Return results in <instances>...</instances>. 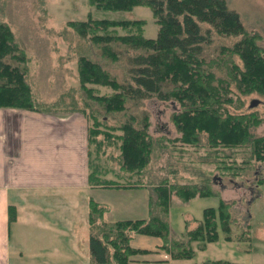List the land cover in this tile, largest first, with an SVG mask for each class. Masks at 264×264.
Segmentation results:
<instances>
[{"label": "trees", "instance_id": "16d2710c", "mask_svg": "<svg viewBox=\"0 0 264 264\" xmlns=\"http://www.w3.org/2000/svg\"><path fill=\"white\" fill-rule=\"evenodd\" d=\"M89 2L105 11L146 5L158 24L157 34L154 38L144 37L143 19L88 16L85 20L70 21L68 24L80 38L89 40L93 52L82 54L77 60V86L69 87L51 103H39L27 79L29 61L10 26L0 18V107L81 112L88 121V183L116 189L154 188L156 195L149 199L152 212L148 219L105 220L106 206L89 200L87 246L96 264L143 262L138 258L153 253H166L172 259L192 258L191 242L202 249L217 240L216 216L224 239H232L231 203L221 198L215 208L203 210L201 221L193 228L185 226L186 240L170 239L169 194L174 192L186 200L217 192L199 184L175 181V168L167 169L157 183L137 184L134 174L152 178L150 164L156 147L168 148L169 143L180 142L197 148L202 137L207 148L222 152L215 165L221 178L241 177L254 163L264 162V135L251 132V128L264 121V116L253 110L239 111L244 100L235 96L231 88L243 96L257 93L264 97V48L258 43L260 33L246 28L226 0ZM117 29L124 33L119 34ZM220 39L230 42L226 44ZM119 60L124 65L122 79L107 67L109 62L115 64ZM100 88L110 91L100 93ZM150 98L178 104L169 117L177 137L168 139L151 133L149 113L143 108V101ZM131 107L139 114L128 112ZM223 150L228 152L223 154ZM106 158L110 164L103 162ZM122 178L129 181H119ZM255 184H264V175ZM9 209L12 221L15 210ZM140 236L156 237L161 242L153 248L132 245V239ZM235 239L244 240L237 236Z\"/></svg>", "mask_w": 264, "mask_h": 264}, {"label": "rangeland", "instance_id": "374dc122", "mask_svg": "<svg viewBox=\"0 0 264 264\" xmlns=\"http://www.w3.org/2000/svg\"><path fill=\"white\" fill-rule=\"evenodd\" d=\"M43 2L41 3V0H0V18L10 26L14 32L15 41L29 61L27 79L32 86L34 98L39 103H44V101L51 103L61 92L67 91L69 86H76L78 84L76 78L77 55L81 52L86 54L90 52L85 45L88 44L87 41H82L83 47L80 45L75 47L77 34L74 27L67 25L69 21H81L86 19L87 15L97 19H143L144 37L154 38L157 34L158 24L154 21L151 9L146 5H136L131 10L104 11L91 6L89 0H44ZM226 3L230 9L238 13L241 23L246 28L257 30L260 33L261 38L258 43L264 48V0H226ZM117 32L121 34L124 33V30L117 29ZM220 41L228 44L230 39H220ZM107 67L118 79L123 78L124 65L122 61L119 60L115 64L109 62ZM231 88L235 96L239 95L244 100V106L239 111L253 110L260 116H264V97L262 95L251 93L243 96L233 86ZM98 90L100 93L110 91L108 88ZM252 101L254 104H251ZM143 108L150 114L152 124L150 130L153 135L162 134L163 138L168 139L177 137L178 133L169 119L171 113L178 109L176 102H164L150 98L143 101ZM128 112L139 114L132 107ZM251 132L254 135H264V121L251 128ZM169 145L168 148H155L149 172L152 178L146 179L143 174L135 173L134 178L137 184L147 181L157 183L166 174L167 169L175 168L178 176L175 181L178 180L187 185L199 184L198 186H204L217 192V194L212 193L207 196L196 195L186 200L174 192L170 193L167 215L170 239L186 240L185 226L189 229L193 228L198 221H201L203 210L207 207L215 208L219 199H223L225 195L228 199L235 198L231 202L230 222V235L235 242V250L239 249L241 254L244 249L247 250V253L255 252L258 249L263 251L264 184L255 186V183L259 177L264 175V162L254 163L252 168L248 169L241 177L232 179L236 181L234 183L229 182L225 177L221 178L215 165L222 152L220 150L214 152L207 148L205 137L201 138L197 148L180 142L169 143ZM227 152L228 150H223V154ZM239 160L240 158H238ZM103 162L110 164L108 158ZM112 165L117 167L116 163H112ZM214 173L217 174L214 175ZM170 175L169 178L172 179ZM212 175L215 177L209 181V177ZM110 176L106 177L110 178ZM119 181L127 182L129 179L122 178ZM237 185L244 188L241 195L235 188L231 189ZM222 186L224 187L222 188ZM219 187L221 189H218ZM108 189L110 188L104 187V191H99L101 198L107 195L106 193L113 191ZM139 189L145 190L144 193L128 195L130 191H113L110 199L112 201L122 200L123 205L119 207V212L122 214L115 215L114 207L116 205L114 204L111 206L112 211L105 213L104 219L111 221L117 216H139V218L148 219L152 207L147 205V200L152 199L156 192L154 188L150 189L148 186L139 187ZM133 199H143L145 201L144 208L138 210L139 206L130 203ZM129 203V211L125 212L124 206ZM216 217L217 240L222 241L224 231L218 216ZM235 236L244 240H235ZM160 242L161 240L156 237L140 236L132 239V245L137 247L153 248ZM195 244V242H191V246L194 248L193 257L196 259L206 260L220 254V243L208 244L207 247L205 245L206 248L202 249L195 247ZM224 246L228 248L226 245ZM262 251L258 252V256L262 257Z\"/></svg>", "mask_w": 264, "mask_h": 264}, {"label": "crops", "instance_id": "0c3cea01", "mask_svg": "<svg viewBox=\"0 0 264 264\" xmlns=\"http://www.w3.org/2000/svg\"><path fill=\"white\" fill-rule=\"evenodd\" d=\"M87 126L79 113L0 107V264H96L87 246L89 200L102 203L108 212L115 204V215H120L123 203L110 199L113 191L144 193L139 187L110 188L113 191L101 198L99 191L104 188L88 183ZM234 188L239 195L244 189ZM130 203L138 210L145 206L143 199ZM10 205L16 211L12 221ZM130 217L139 218L114 220ZM214 243H220V254L206 260L165 259L164 254L153 253L132 264H264V250L247 253L244 249L241 254L235 242L226 239L206 247Z\"/></svg>", "mask_w": 264, "mask_h": 264}, {"label": "water", "instance_id": "95a60500", "mask_svg": "<svg viewBox=\"0 0 264 264\" xmlns=\"http://www.w3.org/2000/svg\"><path fill=\"white\" fill-rule=\"evenodd\" d=\"M251 104H254L253 102Z\"/></svg>", "mask_w": 264, "mask_h": 264}]
</instances>
